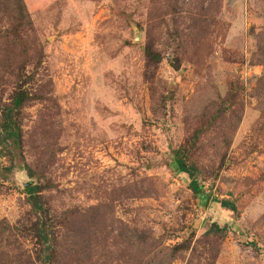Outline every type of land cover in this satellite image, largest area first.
Listing matches in <instances>:
<instances>
[{
    "label": "rangeland",
    "instance_id": "rangeland-1",
    "mask_svg": "<svg viewBox=\"0 0 264 264\" xmlns=\"http://www.w3.org/2000/svg\"><path fill=\"white\" fill-rule=\"evenodd\" d=\"M24 1L44 51L36 81L24 89L50 100L15 116L20 144L3 140L0 129V220L31 229L26 190L37 186L56 215L99 209L73 225L83 239L82 264H188L195 247H207L214 223L225 229L214 239L221 241L215 264H264V0L204 2L207 33L200 31L199 47L186 29L197 12L191 0H178L182 35L172 36L165 24L156 29L157 65L144 52L150 15L172 0ZM166 21L171 28V17ZM13 88L0 84V119ZM230 91L243 96L242 120L222 165L211 150L221 149L220 141H206L195 194L189 176L177 172L174 152L187 142L186 120ZM134 184L143 188L133 192ZM102 215L124 233H106L103 225L94 234L92 221ZM26 235L25 247L37 257L39 241L33 231ZM183 242L190 249L171 260ZM139 250L143 258L135 261Z\"/></svg>",
    "mask_w": 264,
    "mask_h": 264
},
{
    "label": "trees",
    "instance_id": "trees-1",
    "mask_svg": "<svg viewBox=\"0 0 264 264\" xmlns=\"http://www.w3.org/2000/svg\"><path fill=\"white\" fill-rule=\"evenodd\" d=\"M193 1L196 0H191V6H193V11L197 12V14L190 17L191 23L186 29L189 28L190 30L188 35L190 41L192 38H199L194 43V46L199 47L202 37L200 31L203 30V34L207 33L205 17L208 15L209 9L204 6V2L207 0H197V5ZM158 2L159 0H151V5H155ZM159 6V8L153 7L155 10L151 12L150 20L153 23L148 26L147 43L144 49L147 60L156 65L162 60L161 54L155 50V43H153L155 42L153 39L156 36V29L165 24L172 32V36L174 35L180 39L182 35L180 25L183 23L181 22L180 24V21L184 19L178 9V0H172L166 4L161 1ZM167 16L171 17V28L166 21ZM195 28L200 29L196 35L194 34ZM260 52L264 55L263 50ZM43 58L44 51L38 46V39L35 38L33 22L25 1L0 0V84L1 82L9 83V85L14 87V91L11 94V102L5 105L6 111L2 119H0V129L5 132L3 140H13L15 145L20 144L22 140L21 129L17 125L15 117L18 112L32 103L50 100L42 90L30 93V91L24 89L25 85L36 81V75ZM29 66L32 67L31 72L27 71ZM46 109L44 116L47 118L50 110L49 105L46 106ZM242 110L243 96L239 92L230 91L220 101L213 102L198 118L194 117L192 120H186L188 126L187 142L174 152L173 162L178 173L189 176L191 179L189 186L195 194H198L202 188V186L199 187L198 185V177L201 176V169H203L201 163L206 159L203 156L208 153V146H210L206 144V141L210 137L220 141L221 149L212 147L211 150L217 155V158L220 157L219 164L222 165L229 152L233 135L242 120ZM217 158L216 162H218ZM26 168L34 176L35 173H33L31 167L26 165ZM1 173L0 171V175H2ZM141 188L143 186L134 184L132 190L136 192L137 190L140 191ZM139 191L137 194L141 195ZM26 192L28 195L27 203L30 205L31 214L34 217V219H28L26 222L30 223L32 227L28 229L27 225H22L20 222L12 225L6 219L0 220V264H37L40 260H43L46 264H82L83 261L85 262L84 257L86 256L82 250L83 239L80 234H74L73 225L75 224L77 228L81 219L85 216L87 218L95 217L91 211L99 209L92 208L84 214L81 211L72 210L56 215L52 207L48 208L47 202L41 194V187H30ZM147 196H151V193ZM221 205L231 211L235 210V206L228 201H223ZM92 222L94 223V234L100 232V226L103 227V225H105L104 231L106 233L115 234L118 232V235L124 233V229L119 227L114 218L108 220L102 215L97 222L96 220ZM56 224H59V226L55 228ZM28 230L30 232L33 231L35 238L39 241L38 244L41 250L37 257L25 247L24 242L27 239ZM224 230L214 223L205 234L207 247H204L202 251L195 247L188 264H215L220 252L219 244L221 241L214 242V239H223ZM70 240L73 243H70ZM86 240L91 239L87 238ZM121 241H123L124 246L127 245V242ZM85 247L91 249L89 245ZM190 247V243L183 242L172 248L171 260L179 258ZM127 250H130L129 245ZM144 252L145 250H139L134 260L141 261ZM204 258L208 262L203 263L202 259Z\"/></svg>",
    "mask_w": 264,
    "mask_h": 264
}]
</instances>
